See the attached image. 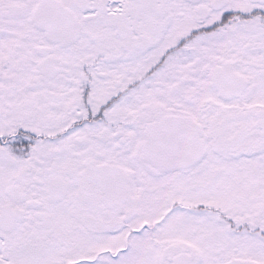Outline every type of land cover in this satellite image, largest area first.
I'll return each mask as SVG.
<instances>
[{
  "label": "snow or ice",
  "instance_id": "1",
  "mask_svg": "<svg viewBox=\"0 0 264 264\" xmlns=\"http://www.w3.org/2000/svg\"><path fill=\"white\" fill-rule=\"evenodd\" d=\"M0 264H264V0H0Z\"/></svg>",
  "mask_w": 264,
  "mask_h": 264
}]
</instances>
